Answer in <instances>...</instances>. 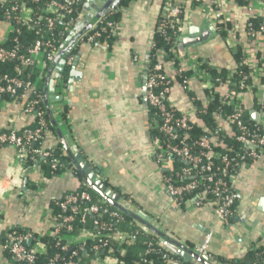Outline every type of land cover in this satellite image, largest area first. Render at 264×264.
I'll return each instance as SVG.
<instances>
[{"label": "crops", "instance_id": "1", "mask_svg": "<svg viewBox=\"0 0 264 264\" xmlns=\"http://www.w3.org/2000/svg\"><path fill=\"white\" fill-rule=\"evenodd\" d=\"M174 1L182 10L180 37H187L191 27L200 28L201 34H206L205 39L184 45L183 50L177 46L179 56L185 59L199 57L219 69H236L233 57L235 48L220 37L219 31L222 29L211 21L210 0ZM162 3L163 0L127 1L118 11L120 36L117 41L78 47L76 51L81 56L77 70L80 76L73 79L70 85L67 84L63 97L56 92L55 84L52 89L47 86L49 97L60 98L58 102L49 103L52 116L55 120L58 111L61 112L66 126L61 128L62 123L55 120L63 139L56 131H51L43 147L59 148L70 165L57 174L42 169L27 170L19 190L0 196V264H18L2 249V239L10 227L17 226L37 240L50 235L56 224L52 203L76 192L82 185V177L72 165L64 145L71 153L73 148L80 153L90 169L96 171L97 178H102L106 191L118 196V204L129 203L133 209L145 214L164 235L181 242L190 250L201 244L208 230L215 232L210 244L212 263L248 264L249 254L254 249L264 248V153L258 160L241 164L237 169L233 180L237 194L235 212L226 226L216 220L212 203H205L200 208L179 210L166 191L164 179L176 166L174 161L158 162L154 156L153 114L143 100L142 79L149 42L154 35ZM93 5L100 8V0H94ZM219 5L223 16L233 20L243 35V29L250 21L247 12L235 0H220ZM259 13V18H264V11ZM8 28L4 20L0 21V44L7 38ZM247 46L248 41L244 38L243 58L249 67L255 62L247 52ZM50 69L51 64L43 73H36L42 93ZM250 70L248 83L251 88L240 93L238 100L244 108V117L252 123L258 122L264 130V72ZM166 71L172 77L169 101L179 113L189 114L193 107L197 112L205 108L208 112L212 101L208 103L206 92L199 82H193L191 91L186 93L167 66ZM68 72L69 68H65L61 74L66 78V83ZM216 93L222 98L228 93V87L220 85ZM214 114L211 112L210 116L219 132L227 138L233 137V128L223 122L216 123ZM32 124V118L20 112L17 105L0 107V132L18 131ZM192 124L202 131L206 129L197 113ZM17 163L15 150L0 145V180ZM132 223L136 227L141 225L133 220ZM119 229L125 232L123 226ZM63 236L72 245L83 242L90 244L92 239L89 231ZM156 238L159 242V238ZM35 242L30 240L27 244L34 245ZM39 242L44 245L43 241ZM135 245V242L126 244V253L128 248L133 249ZM38 250L43 252L39 244ZM132 251L139 256L141 250L134 248ZM86 258L83 264H119L118 258L110 254L101 255L98 259L88 252Z\"/></svg>", "mask_w": 264, "mask_h": 264}, {"label": "built area", "instance_id": "2", "mask_svg": "<svg viewBox=\"0 0 264 264\" xmlns=\"http://www.w3.org/2000/svg\"><path fill=\"white\" fill-rule=\"evenodd\" d=\"M7 1L9 0L0 1V3ZM32 1L38 2V0ZM210 2L209 12L214 26L222 29V25H226V42L232 48L240 47L244 56L242 42L246 38L248 41L247 52L251 54V59L255 62L251 63L249 67L247 66L249 71L253 69L264 72V18H262L263 22L259 29L256 30L252 28L250 22H247L242 35L237 24L223 16L219 5L220 0H210ZM84 4V0H50L41 8H37V12L23 1L8 5L3 14L4 21L9 27L8 36L10 34L19 35V27L22 26L39 34L41 20H44L43 24L48 30L60 29L62 32L68 33L82 21ZM242 7L250 20L258 18L259 12L264 11V0H246V5ZM115 11L116 9L112 10L108 15ZM25 12L27 13L24 14ZM181 16L182 10L174 0H163L156 24L157 28L155 27L156 32L164 34L166 29L173 28L175 29L174 33L176 29L181 31ZM105 18L106 16L102 17L82 38L81 42L96 45L106 41L104 39L106 34L119 37V23L108 21ZM179 37L180 35L176 38V43L169 48L170 54L163 49H157L153 41L151 44V50L155 51L157 62L151 68L148 67L145 98L150 108L154 110L151 128L159 133L154 138V156L158 162L178 160L190 165L187 168L174 169L164 179L166 191L176 208L179 210L188 207L194 209L204 206L205 203H212L216 220L226 226L230 224L235 212L237 194L233 187V180L236 172H233L231 160L213 149L220 134L216 127L214 130L204 128L207 135L190 140L189 132L192 129L196 113L200 115L207 111L205 108L202 112H197L193 107L189 114L179 113L171 105L169 94L172 77L168 75L166 66L184 92L189 93L190 85L193 82H199L206 92L208 103L218 98L220 104L232 108V112L226 115L214 112V119L216 123L223 122L233 128L235 139L244 146L238 153H235L239 157V166L258 160L264 153V130L258 122L250 126L244 121V108L238 100L239 94L234 91L235 88H239L241 92L251 88L248 83L250 73L234 81L236 77L234 69L229 70L224 81L214 78L209 70L217 69L215 64L206 62L199 57L185 59L179 56L175 48V45H178ZM7 38L0 44V65L16 62L13 69L15 76L0 73V107L7 104L17 105L20 112L32 118L35 126L24 129L20 133L14 129L0 132V145L12 147L18 161L17 165L9 168L5 178L0 180V196L20 189L23 174L28 170L24 168L23 162H30V169H41L42 163H48L53 171L52 174L64 171L59 160L53 157V149L43 147L46 138L51 134V129L45 118L42 106L43 93L38 86V78L31 80L22 76L28 67H33L39 73H43L58 55L61 45L56 46L51 41L38 37L32 47L24 53H20L18 38L14 37L10 48L5 46ZM168 38L165 39L168 40ZM170 55L172 58L169 59ZM73 60L74 55L71 54L66 60L67 68L71 66ZM203 63H207L209 70L204 68ZM220 85L228 87V93L222 98H219L216 93V89ZM66 87V78L59 74L55 80V88L61 97L64 96ZM190 100L194 102V98L191 96ZM55 120L62 123L61 128L66 126L61 112L58 111ZM35 143H38L37 147L34 146ZM215 161H219L222 166H217ZM235 165H238V162ZM85 188L88 189L82 182L76 192L66 194L53 202L60 215H58L59 217L54 216L56 224L50 235L59 242H63L61 251L69 252V255L60 257L57 254L47 264H80V254L86 255L90 252L93 257L99 259L101 251H105L106 255L117 257L118 263L124 264L120 259L126 254V244L136 242L135 234L122 232L117 226L122 223L123 217L108 209L102 201L95 200ZM88 216L94 218V232L81 229L75 234L89 231L92 243L83 242L75 245V249L69 248L68 246L72 244L67 242L63 235L73 230L72 223L74 221L77 220L84 224ZM110 219L114 224L109 222ZM17 228V226L10 227L5 233L2 239L3 251L14 258L18 264H36L37 257L45 253L46 245L41 244L30 233H19ZM211 235L212 230L210 229L204 234L201 244L193 248L198 256L211 259L208 252ZM30 240H36L35 244L28 246L27 242ZM38 244L42 246L43 252L38 250ZM145 244L144 253L133 264H154V255H161L162 264H181L167 253L169 251L165 250V254H160V250L152 247L151 242ZM145 255H150V258L144 259Z\"/></svg>", "mask_w": 264, "mask_h": 264}, {"label": "trees", "instance_id": "3", "mask_svg": "<svg viewBox=\"0 0 264 264\" xmlns=\"http://www.w3.org/2000/svg\"><path fill=\"white\" fill-rule=\"evenodd\" d=\"M19 1L25 2L28 5V7L34 9L35 12H37V8L38 9L41 8L44 4L48 3L50 0H38L37 3L33 2L32 0H9V1L5 2V3H0V21L4 20L3 14H4V11L7 9V6L15 4L16 2H19ZM127 1H130V0H123L120 3V5L116 8V11L113 14H110V15L106 16L105 19L108 20V21H114V22L117 23L118 22V13H119L118 11H119V9L121 7H123L125 5V3H127ZM235 2L240 7L246 5V0H235ZM181 17H180V20H182ZM43 22H44V20L43 21L41 20V22H40L41 26L39 27V34H35V32L33 30H27L23 26L19 27L20 34L19 35L10 34L8 36L7 40H6L5 46L7 48H10V46L13 44L14 37L18 38V44L20 46V53H24L28 48L32 47L33 44H34V41L38 37L42 38V39H45V40H49L53 44H55L56 46H60L62 41L66 37L67 32L64 33L60 29L48 30L45 27V25L43 24ZM249 22L252 25V28L256 30V29H259L261 23L263 22V19L258 17V18L251 19ZM225 27H226V25L223 24L222 25V30L219 31V35L223 39L226 38ZM17 28H18V26H17ZM156 28H157V26H156ZM174 30H175L174 28L173 29H166L165 33L162 34V33L156 32V30L154 29L153 42L156 44V48L157 49H163V50H165L166 52L169 53V51H168L169 48L174 43H176V38L181 34V32L178 31V29H176L175 33H174ZM166 37H169L168 40L165 39ZM104 39L107 42H114V41H117L118 37H115V36H113L111 34H106ZM175 48H176V50L178 52L177 44L175 45ZM233 57H234V59L236 61V65H237V67L235 69L236 77L234 78V81H237V80H239L241 78V76L248 75L249 74V69H248V67L245 64V60L243 58L244 56L242 55L240 47H238L237 49L234 50ZM168 58L170 59V58H172V56L170 55V57H168ZM155 62H157L156 56H155V51L152 50L149 68H151V66ZM15 65H16V62H9V63H6L4 65H0V73L1 74L2 73H6V74H9L11 76H15V73L13 71ZM203 66H204V68L209 70V67L207 66V63H203ZM209 71H210L211 75L214 78H219L221 81L222 80L224 81L226 79L228 73H229V70H227V69H218V68L217 69H210ZM36 73H38V71L35 68L28 67V68H26L24 70L22 76H23V78H29L31 80H35V79L38 78V76H36ZM39 88H40V86H39ZM40 89L42 90V88H40ZM234 91L237 94L242 93L239 90V88H235ZM7 98L10 99L9 96H7ZM42 106H43V110H44V114H45V118L47 120V123H48L51 131L54 132L55 129L53 128V126L50 123V116H49V114H47L43 103H42ZM151 110H152V114L154 115V110L152 108H151ZM211 112H217V113H220L222 115H226V114H230L232 112V108L220 104L218 98H216V99L212 100V102L210 104V107L208 109V112L200 114V117H201V119L203 120V123H204V127L207 128V129H210V130H214L216 125H215L214 121L212 120V118L210 116ZM244 121L250 126L254 125V123L249 121L246 116L244 117ZM34 124L35 123H33L29 127H25V128H23L21 130H18L17 132L20 133L24 129L33 128L35 126ZM189 134L191 136L190 140L196 139L197 137L202 136V135H204V136L207 135L204 131L201 130V128L195 127V126H192V129L189 132ZM158 135H159L158 132L153 131V136H158ZM34 146L37 147L38 143H35ZM242 147L244 148V146L241 143L237 142V140L235 139V136L227 138V137L223 136L220 133L219 136L217 137L216 145L213 147V149H214L215 152H219V154H221L222 156L225 155L229 160H231L230 163L233 166V172H236L237 169L239 168V160H238L239 157H237L235 155V153H238ZM52 155H53V157H55L56 159L59 160L60 164L63 166L62 170H65L70 165L68 160L65 157L62 156V152H61V150L59 148L53 149L52 150ZM237 162H238V165H235ZM23 164H24V168H26L28 170L31 168L30 162L26 161V162H23ZM174 164L176 166L175 169L190 167V165H188V164H186L184 162L178 161V160H175ZM215 164L217 166H222L221 163H219V161H215ZM41 169L44 172L53 173V171L51 170L50 165L48 163H42ZM185 181H187V180H185ZM86 190L92 195V197L95 200L102 201L103 204L108 209L115 211L116 213H118L119 215H121L123 217L122 223L119 224L117 227H122L123 226L125 228L124 230H125L126 233L135 234V236H136V242H135L136 245H135L134 248L135 249L137 248V249L141 250L140 251V255L144 253V250L146 248V246H145L146 244L145 243H148V242L152 243V247H154L157 250H160V254H165L166 253L165 249L159 244L158 239L156 237L146 235L142 230H140L138 227H136L132 223V220L130 218L125 216L123 213L115 210L113 207H111L108 203L103 201L100 197L96 196L89 189H86ZM51 207L53 209L54 216L60 215V212L53 205V203H52ZM93 221H94V218L91 217V216L87 217V219H86L84 224H81L79 221L76 220V221H74L72 223L73 230L71 232H66V234L67 235H73V234H75L77 231H79L81 229H88L89 231L94 232L95 229H94V226H93ZM109 222L111 224H114L113 220H111V219L109 220ZM17 230L21 234L27 233V231H23L20 228H17ZM39 240L43 241L44 244L46 245V251H45L44 254H41V255H39L37 257L36 264H47L48 261L51 260L52 258H54V256H56L57 254L60 257H65V256L68 257L69 252L61 251V246H62L63 242H59V240H57L55 238H52L50 235L41 236L39 238ZM89 243H92V241L89 242ZM28 246H30V245H28ZM68 247L71 248V249H75L76 246L75 245H70ZM133 249L128 248L127 253L123 256V258L120 259L124 264H133L134 260L140 259V257H139L140 255L139 256L138 255L135 256V254H133L134 253L132 251ZM167 253L170 254V256H172L173 258L177 259L181 264H185L176 255H174V254H172L170 252H167ZM5 254H7V253L5 252ZM101 255H102V257L105 256L106 255L105 251L104 252L101 251L99 253V256H101ZM160 256L161 255H154L153 256L154 264H162V260H161ZM143 257H144V259H149L150 255H145ZM85 259H87L86 255L85 254L84 255L80 254V264H83ZM249 261L250 262L248 264H264V248L254 249L249 254Z\"/></svg>", "mask_w": 264, "mask_h": 264}, {"label": "water", "instance_id": "4", "mask_svg": "<svg viewBox=\"0 0 264 264\" xmlns=\"http://www.w3.org/2000/svg\"><path fill=\"white\" fill-rule=\"evenodd\" d=\"M94 0H87L84 4V12L85 14L82 17V21L77 23L71 31L68 32L64 43L60 46V50L56 58L51 64V69L48 72L45 81V88L43 91V101L44 108L50 116V123L57 132V134L63 139L62 135L59 132V127L54 120L51 110L49 108V103L58 102L60 98H51L49 97L50 93L47 91V86H50L51 89L54 87V82L57 79L59 74H62L65 71L66 60L67 58L73 54L74 51L78 49V47L83 46H92L86 42H81L82 38L89 33L95 24L104 16H107L112 10H115L123 0H100V8H95L93 5ZM94 9V10H93ZM213 32V29H210ZM206 34H201L200 28L191 27L189 29V34L187 37H179L178 39V48L183 50L184 45L194 44L199 42L202 39H205ZM154 35L152 34L151 41L149 42V52H148V60L145 63L142 79H143V100L146 101L145 93H146V77L147 71L150 64V56L152 53L151 44L153 41ZM98 45V44H96ZM80 52L76 51L74 55V60L69 68L68 72V81L67 84H71L72 80L78 78L80 76V71L77 70L78 61L80 58ZM55 71V74H53ZM53 74V75H52ZM49 89L50 91H52ZM147 102V101H146ZM66 149V154H68L69 159L71 160L72 165L76 169V171L81 175L82 181L85 183L86 187L92 191L96 196L100 197L103 201L108 203L115 210L123 213L125 216L130 218L131 220L138 222L141 224L138 226L140 230L147 233L148 235H152L154 237L159 238V243L163 245L166 249H168L172 254L180 257L183 260V263L188 264H214L211 262L212 259L204 258L198 256L193 250H190L187 246L182 244L181 242L170 238L169 236L164 235L159 229L155 228L149 219H147L146 215L140 211H136L132 208L129 203L125 205L118 204V196L113 195L110 192L106 191V186L102 183V178H97L96 171H92L88 166L87 162L83 159L80 153L73 148L71 150L64 145ZM215 235V232L212 233L209 244H208V252L210 255V244Z\"/></svg>", "mask_w": 264, "mask_h": 264}]
</instances>
